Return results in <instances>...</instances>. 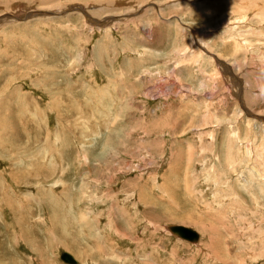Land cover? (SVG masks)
<instances>
[{"label":"rangeland","instance_id":"rangeland-1","mask_svg":"<svg viewBox=\"0 0 264 264\" xmlns=\"http://www.w3.org/2000/svg\"><path fill=\"white\" fill-rule=\"evenodd\" d=\"M262 162L264 0H0V264H264Z\"/></svg>","mask_w":264,"mask_h":264},{"label":"water","instance_id":"water-1","mask_svg":"<svg viewBox=\"0 0 264 264\" xmlns=\"http://www.w3.org/2000/svg\"><path fill=\"white\" fill-rule=\"evenodd\" d=\"M168 231L177 237L188 241V242H197L199 238V234L196 230L191 227H187L184 225H169L167 226ZM60 258L67 263L77 264V260L68 252H61Z\"/></svg>","mask_w":264,"mask_h":264},{"label":"bare ground","instance_id":"bare-ground-1","mask_svg":"<svg viewBox=\"0 0 264 264\" xmlns=\"http://www.w3.org/2000/svg\"><path fill=\"white\" fill-rule=\"evenodd\" d=\"M79 9H80V11L83 13V12H85V16L86 17H88V18H90L91 19V15L90 14H87V11L85 10L84 11V9L83 8H81V6L80 7H78ZM71 9V8H70ZM42 11H44V10H42ZM42 11H37L36 10V12H37V14H41L42 13ZM48 12V11H47ZM56 12V11H55ZM15 16H17V15H15ZM14 16V14H11V17L12 18H15V19H18V17H15ZM109 17H112V15H109V16H107V19H103L104 21H106V20H109V19H111V18H109ZM109 18V19H108ZM170 18V17H169ZM247 18V17H246ZM93 19V18H92ZM116 19H117V17H116ZM104 21H101V20H97V22H104ZM97 24V23H96ZM232 24V23H231ZM193 32V31H192ZM194 32H195V34L197 33V31H196V29L194 30ZM193 32V33H194ZM202 35V34H201ZM195 37H198V33H197V35H195ZM244 38V37H243ZM243 38H236V39H239V40H242ZM245 39H247V38H245ZM238 42V41H237ZM242 43H244L245 45L247 44V42H246V40H244V41H242ZM203 49V48H202ZM214 56V55H213ZM215 59V58H214ZM216 60V59H215ZM223 64V63H222ZM223 66V65H222ZM224 67V66H223ZM242 111V110H241ZM261 115V114H260ZM233 127V126H232ZM231 129H233V128H231ZM235 129V128H234ZM235 134V133H234ZM188 144H191V143H188ZM192 145V144H191ZM244 146V145H243ZM253 151V150H252ZM255 152V151H254ZM183 153V152H182ZM252 154V153H251ZM251 156V155H250ZM249 156V157H250ZM191 158V157H190ZM256 162V161H255ZM261 163V162H260ZM263 163V162H262ZM264 164V163H263ZM255 167V166H254ZM263 171H264V169H263ZM190 215V214H189ZM189 215H187L188 217H189ZM192 217V216H191ZM190 219V218H189ZM191 220V219H190ZM198 220V219H197ZM200 221H202V220H200ZM195 222V221H194ZM193 222V223H194ZM197 224H198V222H197ZM196 224V225H197ZM170 225H176V224H170ZM187 225V224H186ZM186 225H184V226H186ZM152 226V225H151ZM167 226H169V225H167ZM167 226H166V229H167ZM192 226V225H191ZM197 228V227H196ZM201 228V227H200ZM168 230V229H167ZM172 234V233H171ZM198 234H199V232H198ZM174 236H176V235H174ZM177 237V236H176ZM177 238H179V237H177ZM179 239H181V238H179ZM199 240H200V234H199V238H198ZM181 240H183V239H181ZM198 240V241H199ZM185 241V240H184ZM77 260V259H76ZM77 262H78V260H77ZM79 263V262H78ZM162 264V263H161Z\"/></svg>","mask_w":264,"mask_h":264}]
</instances>
